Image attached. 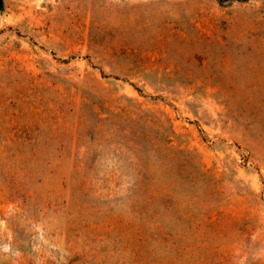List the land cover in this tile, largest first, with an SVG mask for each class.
I'll use <instances>...</instances> for the list:
<instances>
[{
    "label": "rangeland",
    "instance_id": "1",
    "mask_svg": "<svg viewBox=\"0 0 264 264\" xmlns=\"http://www.w3.org/2000/svg\"><path fill=\"white\" fill-rule=\"evenodd\" d=\"M0 264H264V0H4Z\"/></svg>",
    "mask_w": 264,
    "mask_h": 264
},
{
    "label": "trees",
    "instance_id": "2",
    "mask_svg": "<svg viewBox=\"0 0 264 264\" xmlns=\"http://www.w3.org/2000/svg\"><path fill=\"white\" fill-rule=\"evenodd\" d=\"M219 1H225V0H219ZM4 10V0H0V13H2Z\"/></svg>",
    "mask_w": 264,
    "mask_h": 264
}]
</instances>
